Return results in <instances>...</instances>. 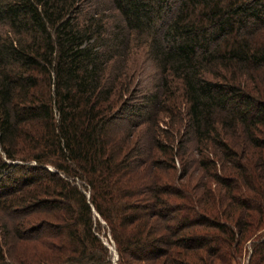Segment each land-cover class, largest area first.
<instances>
[{
  "label": "trees",
  "instance_id": "1",
  "mask_svg": "<svg viewBox=\"0 0 264 264\" xmlns=\"http://www.w3.org/2000/svg\"><path fill=\"white\" fill-rule=\"evenodd\" d=\"M144 165L180 184L137 182ZM96 217L116 264H226L254 232L247 264H264V0H0V264H110Z\"/></svg>",
  "mask_w": 264,
  "mask_h": 264
},
{
  "label": "rangeland",
  "instance_id": "2",
  "mask_svg": "<svg viewBox=\"0 0 264 264\" xmlns=\"http://www.w3.org/2000/svg\"><path fill=\"white\" fill-rule=\"evenodd\" d=\"M94 6H95V4L94 5L90 4V5H87L85 7V9L89 11V10H92L94 8ZM144 46H145V43L141 44V46H140L141 51L143 50ZM135 61L138 64V66H137L138 71L136 73L137 79H140L141 82L143 83L142 85L143 86L145 85L147 88L153 86V84H155V80L157 78L156 74H155L156 69L152 65H149V63L145 62V59H143L141 52H140V55L138 57H136ZM166 126H167V124H166ZM233 145L235 147H238V145H236L234 143H233ZM185 148H186V152H185L186 157L185 158L190 163L189 171L191 174V178H190V180L186 181L189 185L184 184V186H185V190L189 191L190 196L192 194V196L194 198H197L195 192L197 191L199 194L200 193L203 194V192L206 191V186L209 185L207 182V181H209L208 180L209 178L202 174L201 170L199 169V167L197 165V160L199 159V157L201 156L202 153L197 151L195 141L192 139L186 140ZM208 151L210 152L211 150H208ZM209 152H208V154H209ZM214 153L215 152H213V154ZM243 155L244 154H242V156H241L242 163L246 164L247 161H249V160L243 159ZM250 162L251 161H249V163ZM145 164L147 165V162ZM146 165L142 166L141 169H139L138 172L136 173V181L137 182H139V183L142 182V183L147 185V183L149 184V181L153 177L154 179L159 178L160 180H158V182L169 183L171 186H175L173 183L180 184V182H179L180 178L177 177V174L175 175L176 172H174V175H172L171 171L167 167H165L164 165H161L157 168H152V166H151V169L149 168V166H146ZM251 165L253 166V162ZM177 166L178 165L176 164L175 165L176 171H177V168H179V166L178 167ZM46 168L48 170H54V168L51 165L46 166ZM249 171H250V173L254 174V177H256V179L257 178L259 179V170L255 166L251 167L249 169ZM59 176H62V174L61 175L59 174ZM234 176H236V175L234 174ZM225 177H226V174H225ZM64 178L69 180L71 182V184H74L75 186H77L81 191H83V193H85L87 195L88 187H86V184L83 181H81L79 178L74 177V176H67V175ZM196 179L199 180L201 183L199 182V184L193 188V183L195 182ZM204 184H205V187H203ZM237 184H238L237 192L234 191V193L241 194L242 198H245V193H247V194H249V197L247 199H250L251 202H253V203H257V202L260 203L261 202L260 199L257 197L258 194L256 193V191L249 190L247 188V186H245L244 184H243V186H241V184L239 182ZM209 187L213 191L212 193L214 195L213 200L211 201V203L212 204L214 203V205L211 207H214V210H216V212H218V211L220 212V211H222V208L227 205V204H225L226 203V201H225L226 200V198H225L226 192L224 195L222 193V191L220 192L219 190H217V186L215 184H211ZM149 192L150 191H148V190H146L144 192L145 201H151L152 200V196H150ZM183 194L185 195L184 192H183ZM251 194H253L254 196H251ZM163 197L170 202L175 201L173 199V197H171L170 194H168V193H165L163 195ZM180 212H181V214L185 213L183 210H180ZM241 213L242 212L239 213L240 218L243 219L244 221L248 220L247 217H249L250 215L256 216L253 211L244 212L242 214ZM56 217H57L58 221L60 222V218H59L58 214H56L55 219H56ZM96 219L100 223V226H101L100 232H97L96 234L101 239L102 243L105 245V247L108 251V261L110 262V264H116L117 253H116L115 245H114L113 241L109 238L108 230H107V227L104 224V222L101 221L100 218H98V217H96ZM171 219H168L164 223L166 225H169V226H171L172 223L175 224L174 223L175 219L174 218L172 220ZM254 233L256 234V232H254ZM254 235L251 236L250 238H248L249 240L245 241L244 244L242 243V246L240 247V250H241L240 255H238L235 258L232 257V259H228L227 260L228 262L226 261V264H247L248 259L251 256L250 255L251 250H250L249 242L252 241L251 238L254 237ZM64 237H66V236H64ZM64 237H62V238L60 237V241L63 242ZM14 249H15V245H14ZM235 249L237 250V247H235ZM200 255L205 256L204 252H201ZM206 257H207V259L209 258V256H207V255H206ZM219 257H221L219 254H217V256L211 255L209 259L211 261H213L214 264H224L223 261H220ZM81 264H82V262H81Z\"/></svg>",
  "mask_w": 264,
  "mask_h": 264
}]
</instances>
